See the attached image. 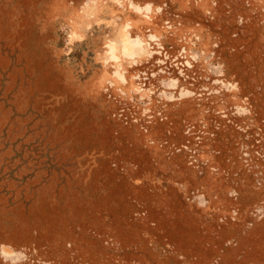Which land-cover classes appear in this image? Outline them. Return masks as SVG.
Segmentation results:
<instances>
[{"label": "rangeland", "instance_id": "1", "mask_svg": "<svg viewBox=\"0 0 264 264\" xmlns=\"http://www.w3.org/2000/svg\"><path fill=\"white\" fill-rule=\"evenodd\" d=\"M0 264H264V0H0Z\"/></svg>", "mask_w": 264, "mask_h": 264}]
</instances>
